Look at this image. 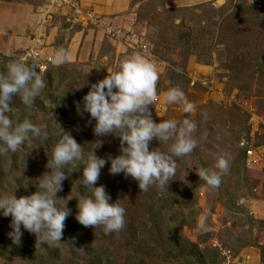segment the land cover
<instances>
[{"label": "rangeland", "instance_id": "rangeland-1", "mask_svg": "<svg viewBox=\"0 0 264 264\" xmlns=\"http://www.w3.org/2000/svg\"><path fill=\"white\" fill-rule=\"evenodd\" d=\"M22 1L30 6L27 24L21 22L25 29L10 33L0 27V56L8 58L6 65L51 58L53 65L46 71L36 68L46 87L32 108H19V98L13 99L15 118H30L47 135L0 156V195L16 187L17 198L36 191L35 180L49 171L46 164L61 129L85 145V157L97 141L96 156L107 160L120 154V138L94 135L96 121L87 112L78 113L77 106H82L88 85L134 54H146L160 72L159 99L149 106L154 122L185 118L181 105L163 98L170 87L179 86L196 106L187 118L197 124V145L189 156L176 160V174L163 189L153 185L141 192L135 179L110 174V163L105 164L96 186L103 185L109 203L118 200L126 210L119 233L106 235L102 226L85 227L76 220V197L84 193V186L78 185L82 166L67 174L57 193L70 213L61 245H41L23 228L20 244H13L8 236L11 217L0 215V264H187V258L192 264H228L237 247H246L249 264H264V211L249 207L252 199L264 203V0H131L137 16L122 27L112 26L115 15L102 16L80 0ZM34 2L42 4L40 10ZM86 12L93 13L91 19ZM63 23L70 26L64 29ZM0 26L6 22L0 20ZM52 27L56 31L50 34ZM38 35L41 41L35 45ZM70 43L77 61L70 66L53 63L56 51L67 50ZM89 44L83 59L80 52ZM170 144L154 138L149 149L167 152ZM249 148L256 161L246 158ZM220 156L228 159L229 167L219 187L210 188L197 172L214 168ZM241 194L250 201L237 207L232 200ZM181 239L195 247L183 245L179 251L175 246ZM12 246L17 252H6Z\"/></svg>", "mask_w": 264, "mask_h": 264}, {"label": "clouds", "instance_id": "clouds-1", "mask_svg": "<svg viewBox=\"0 0 264 264\" xmlns=\"http://www.w3.org/2000/svg\"><path fill=\"white\" fill-rule=\"evenodd\" d=\"M25 57H28L27 54L22 59L25 60ZM45 59L36 66L23 60L12 61L0 71V156L16 153L29 140L47 135L30 118H15L13 109L14 97L19 98L25 109H31L46 87L43 75L36 70ZM70 60L71 56L64 49H59L53 63L62 64ZM49 63H46V68ZM159 78L160 72L153 60L146 54H134L121 60L114 70L107 71L103 79L88 85L89 91L82 98V106H77L78 113L87 112L96 121L94 135L118 136L120 154L109 156L107 160L96 156L94 149L101 143L97 141L85 157V145L77 143L69 132L61 129L59 139L48 156L46 168L49 171L35 180L36 191L17 198L16 187L9 194L0 195V215L11 217L12 231L8 236L13 244H20L23 228L34 234L41 245H61L64 222L70 213L66 200L58 198L57 193L62 191L67 174L81 166L82 178L78 185L84 186V193L76 197L78 212L75 218L85 227L102 226L106 235L119 233L124 228L126 214L118 200L109 203L111 196L103 185L96 186L106 163H110V174L123 173L135 179L141 192L148 191L153 185L161 189L168 187L176 174V160L189 156L197 145L194 136L197 124L187 118L196 106L179 86L170 87L163 93L164 102L181 105L185 118L154 122L149 106L159 99ZM86 85L87 81L78 89ZM154 138L160 144L171 141L168 151L150 150L149 144ZM228 167V159L220 156L214 168H201L197 173L210 188H218L222 173ZM24 186L27 187V184ZM236 253L232 251L229 255L234 259ZM238 254H241L240 251L236 257L243 256Z\"/></svg>", "mask_w": 264, "mask_h": 264}, {"label": "crops", "instance_id": "crops-1", "mask_svg": "<svg viewBox=\"0 0 264 264\" xmlns=\"http://www.w3.org/2000/svg\"><path fill=\"white\" fill-rule=\"evenodd\" d=\"M130 2H131V0H80V3L86 5L87 9H91V11H93V12L97 11L102 16H105L106 14L115 15V19L113 17L112 21H111L113 27H117V26L122 27V25L127 26L126 24L128 23V21H129V23L132 22L134 20V18L137 16L135 10L132 9V7L130 6ZM181 2H184V0H181ZM35 4H37V3H35ZM37 5L40 6L41 4L38 3ZM28 7H30V6H28V4L23 2L22 0H18V2L15 4H13L9 1H5V0L0 1V20H2L3 23L6 22V27L0 26L1 29L4 28V31L9 32V33L15 32V31L18 32L21 30L23 31V29H25V26H26L28 18H29V14H28L29 8ZM130 7L132 9L131 11H129ZM40 8H41V6L39 7V9ZM125 19H128V20H126L127 22H125L123 24V21ZM23 21L25 22V26L24 25L22 26L20 24L21 22L23 23ZM63 24H65L63 26L67 25L64 29H67L70 26L66 23H63ZM12 30H14V31H12ZM52 30L56 31V29H54L52 27L49 30L50 34H52ZM74 31H75L74 34H76V35L72 36L73 39H74V37L78 36V34H79L78 29L74 30ZM9 33H7V34H9ZM49 37H50V35H49ZM70 46H71V43L69 45L70 49L68 48L67 50H65L71 56V60L69 61L70 64H68L69 62L66 63L69 66L72 63H74L75 61H77V57H78L76 54V49H75L76 48L75 46H77V42L75 43V46L73 48ZM87 46L88 47L86 48V50L80 52V55L83 59H87V57L89 55L87 52L89 49H91L90 44ZM49 52H51V56H54L52 51H49ZM255 171L256 170H252L253 176H256V174L254 173ZM232 201H233V205L238 206L242 203L243 204L245 203V205H246V203L249 202L250 200L245 199L244 194H241L240 196L233 199ZM251 202H253V203H250L249 207L251 208L252 212L255 210L259 211L260 209L264 211V203L263 202L261 203V199H259V200L252 199ZM261 214H264V212H262ZM249 247L252 248V246H249ZM241 249L242 250H240V247H237V253L239 251L241 253V251H242V253L244 255L245 254L244 251L246 250V247L241 248ZM253 257H255L254 259L257 258L255 255ZM216 262L217 263H214V264H218V261H216Z\"/></svg>", "mask_w": 264, "mask_h": 264}, {"label": "built area", "instance_id": "built-area-1", "mask_svg": "<svg viewBox=\"0 0 264 264\" xmlns=\"http://www.w3.org/2000/svg\"><path fill=\"white\" fill-rule=\"evenodd\" d=\"M56 1H60V0H56ZM65 1H67V0H65ZM75 6H78V4L76 3V5ZM78 8V7H77ZM77 8H75V12L76 13H80V11H79V9H77ZM92 12H89L88 14H87V12H86V15H88L89 17H90V19L92 18ZM116 34V33H115ZM36 41V44L35 45H37V44H39L40 43V41H41V38L39 37V35L37 36V40H35ZM143 47L145 48V45H143ZM35 52L33 53V51H32V53L34 54L32 57H34V58H36L37 56H39V53H38V51L37 50H34ZM49 63V62H51V58L50 57H48V58H46L45 59V61L42 63H40L39 65H38V67H39V69H41V70H43V69H45L46 68V63ZM245 154H246V158H248V159H252L253 161H256V156H255V153H254V151L252 150V149H247L246 151H245ZM229 257H230V259L228 260L229 261V263L228 264H249L248 262V259L250 258V255L249 254H245V255H243V256H241V257H237V258H231V256L229 255Z\"/></svg>", "mask_w": 264, "mask_h": 264}, {"label": "trees", "instance_id": "trees-1", "mask_svg": "<svg viewBox=\"0 0 264 264\" xmlns=\"http://www.w3.org/2000/svg\"><path fill=\"white\" fill-rule=\"evenodd\" d=\"M5 1H13V0H5ZM4 59H5V60H3V58L0 56V70L3 69V67H4V66L6 65V63H7V59H8V58H7V57H4ZM29 62H30L31 64L34 63V65H35V64H36V65L38 64V62L35 63V62L32 61V60H29L28 63H29ZM30 63H29V64H30ZM50 65H51V64H50ZM50 65H48V66H50ZM63 65H68V64L63 63ZM47 68H48V67H47ZM47 68H46V69H47ZM46 69H45V71H46ZM18 100H19V99H18ZM18 100H16V101L18 102V106H19V108H20V107H23V108H24L25 106H23ZM231 196H233V194H232ZM240 206H241V205H238L237 207H240ZM180 241H182L183 243H179V242H178V243H176V246H175V248H176L177 246H179V247H178V248H179V249H178L179 251H184L183 248L186 247V246H188L189 248L195 247V245H194L192 242H189L187 239H181ZM3 242H6V240L3 241ZM7 243H8V242H7ZM183 245H186V246L183 247ZM12 247H13V246H12ZM12 247L9 248V249H7L6 252H9V253L12 252L13 254H14L15 252H17L16 246H14L13 248H12ZM173 248H174V247H173ZM182 249H183V250H182ZM173 250H174V249H173ZM176 250H177V249H176ZM178 250H177V251H178ZM26 251H27V250H26ZM23 252H24V250H23ZM27 253H29V251H27ZM21 255L24 256V253H21ZM186 260H187L188 262H185V263H187V264H192V262H190L188 258H187ZM107 261H108V260H107ZM214 263H216V261H215Z\"/></svg>", "mask_w": 264, "mask_h": 264}]
</instances>
